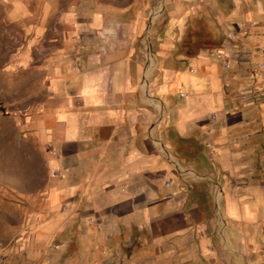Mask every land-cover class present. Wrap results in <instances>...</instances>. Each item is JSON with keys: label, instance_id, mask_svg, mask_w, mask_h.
Returning a JSON list of instances; mask_svg holds the SVG:
<instances>
[{"label": "crops", "instance_id": "0c3cea01", "mask_svg": "<svg viewBox=\"0 0 264 264\" xmlns=\"http://www.w3.org/2000/svg\"><path fill=\"white\" fill-rule=\"evenodd\" d=\"M1 5L5 23L22 28L19 40L28 44L19 65L41 73L50 97L41 139L55 150L45 158L56 176L47 202H68L97 220L95 264H198L209 244L203 226L218 216L223 249L243 241L250 249L264 218L257 175L264 133L253 103L229 104L225 67L214 55L229 42L186 57L181 40H167L161 65L123 21L99 16L97 0ZM57 11L64 14L54 19ZM251 58L258 67L261 50ZM149 70L157 71L148 79Z\"/></svg>", "mask_w": 264, "mask_h": 264}, {"label": "rangeland", "instance_id": "374dc122", "mask_svg": "<svg viewBox=\"0 0 264 264\" xmlns=\"http://www.w3.org/2000/svg\"><path fill=\"white\" fill-rule=\"evenodd\" d=\"M4 1L0 0V264H95L98 239L91 226L97 220L86 216L84 208L75 211L68 202H47L55 179L47 167L49 144L41 139V130L50 97L41 73L26 70L17 61L28 44L19 40L22 28L15 32V27L5 23L8 12L2 10ZM97 1L99 16L123 21L142 53H151L161 65H166L161 58L169 57L162 50L167 40H181L178 53L186 57L195 55L199 47L214 51L229 42L225 51L214 53L222 65L219 52L235 57L229 68L221 70L229 104L253 103L252 114L264 133L262 78L256 64L251 63L254 52L264 47V0ZM54 13L53 18L59 19L64 11ZM10 35H17L18 41H9ZM242 53L250 54L249 61H240ZM155 71L149 70L147 78ZM257 175L264 182L263 165H259ZM254 226L250 249L243 241L240 248L225 251L221 245L223 219L207 220L203 231L209 244L202 256L198 254V264H264V218ZM163 227H168V219L163 220ZM125 256L121 250L119 258Z\"/></svg>", "mask_w": 264, "mask_h": 264}, {"label": "built area", "instance_id": "2783aa9c", "mask_svg": "<svg viewBox=\"0 0 264 264\" xmlns=\"http://www.w3.org/2000/svg\"><path fill=\"white\" fill-rule=\"evenodd\" d=\"M261 55H262V59L258 64V69H259V73L261 75L262 78V88L264 89V47L261 48ZM218 58L222 61L224 67H229L230 65V56L226 53L223 52H219L218 53ZM47 152L50 153H54L55 150L51 145H47ZM56 176V172L52 173V177Z\"/></svg>", "mask_w": 264, "mask_h": 264}]
</instances>
